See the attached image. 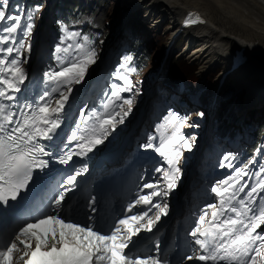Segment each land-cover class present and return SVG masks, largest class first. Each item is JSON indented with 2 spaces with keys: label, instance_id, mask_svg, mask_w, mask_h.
I'll use <instances>...</instances> for the list:
<instances>
[{
  "label": "rangeland",
  "instance_id": "obj_1",
  "mask_svg": "<svg viewBox=\"0 0 264 264\" xmlns=\"http://www.w3.org/2000/svg\"><path fill=\"white\" fill-rule=\"evenodd\" d=\"M103 1H106L107 3L106 5L107 21L105 20L107 30L105 31L103 40H101L99 43V48H98L99 56L97 61L87 69L84 78L81 80L83 81L86 77L95 78V82L90 88V92L94 96L91 97L90 101L91 102L95 101L96 100L95 97L98 93H100V96L111 97L112 100L114 97H116V99L118 98L119 95L118 86H123L124 83L120 79L114 78L113 79L114 83L110 87L106 88V86L109 84L112 76L116 72V68H117L116 66L118 64L119 58L122 57L123 53L130 46V43L133 44V42L141 40L144 47L147 48L150 53L148 56V62L147 64H144L140 73L138 75L131 76V83H130L132 85L131 95L125 96L123 98L122 104H118L117 108L110 107L109 105V103H111L110 100L105 98L106 100H104V110L107 113L108 118L109 119L112 118V120H110L109 123H105L104 125V130L107 131V134L109 135L105 137L104 145H111L113 144V142H115V140H120L121 137L124 135L126 129L128 128V125L131 123L132 119L135 118L138 107L143 103L146 88L149 86L150 81L154 79L153 75L155 74V72L157 74L158 73L157 70H159L160 72L155 77V81L153 85L154 88L153 90H151V93L153 95L143 106L144 108L143 113L145 115V118L143 121L140 119L142 122L140 121L138 132L133 138L132 141L133 147L137 145H141L143 142L148 140L153 141V143L160 146L161 147L160 154L163 157H169L172 159L173 168L179 169L177 173L182 172L183 184H187L188 181L190 182L194 176L201 174L208 175L209 177H211L209 182H211L213 186H215L219 182L228 180L229 177L231 176L229 174L230 173L229 167L226 165L230 164L231 160L230 159L224 160V158L223 159L221 158L220 163L215 165L210 162L209 156H205L206 155L205 153L202 154L201 159L206 160L208 163L206 170H203L204 162L201 161L200 159L201 161L200 166L199 168L195 169V172H193V174L195 173L194 176L189 179L187 178L190 171H193L191 169V165L194 163L196 159V151L200 145V141L202 139V133L204 131L203 129L205 128L206 122L205 120L200 121L201 117H197V116H195L196 118L193 117V115H198L199 113L198 114L197 112L192 113L194 109L191 105V101L188 100V97L185 94L178 93L177 94L178 97L175 99V101L170 102V105H174V106L176 105L177 108H179L184 115V122L180 124V130L183 132V134H181L179 127L176 126L178 120L177 113H173L172 115L176 117L175 120L172 121L170 120L171 122H163L161 120V116L157 115V113L153 114L152 105H151L152 99L155 100L157 98V94L155 91L156 85L161 83L162 80L167 75L165 74L167 73V61L170 60L171 53L173 52L174 49H175V53L173 57L175 59L183 63L185 62L187 63V65L195 66L194 76L200 80V83H203L201 80L204 79L206 80L207 77L211 76L212 73H215L216 70L219 71V74L216 76V78L217 77L219 78L222 73L223 74L225 73L226 67L215 66L213 61L209 59L207 60L196 59V55L199 52L198 51L199 47L198 46L195 47L196 41L194 42L188 40L187 37H185V34H178L175 37L170 36L171 31L175 30L174 19H171L172 17H162L157 14L152 15L150 13V10H148L147 5H145L146 6L145 9V7L142 8L141 5L143 4H141L136 11L137 13L140 11L141 14L139 13L138 14L141 17V22L144 25H146V30L148 32L141 34H138L136 32L133 36V39H130V33H124L123 30L124 26L125 27L128 26L127 24L128 21L126 22L122 21V16L126 13V11L123 12L120 11L119 13L118 5L124 6L125 10L126 9L130 10L132 9V7L134 8V4H135L134 0H103ZM24 3H25L24 0H9L10 7L8 8V11L11 12L12 14H16V13L31 14V10L29 6L27 7V9H25ZM43 3L44 5L40 7L38 11H33V13L35 14V18H34V26L33 28H31V31L30 32L18 31L17 33L13 34L12 38L9 39L7 42V48H12L13 49L12 52H15L16 50L17 51L20 50L19 56L21 60L17 61V67L20 70H22V73H18L14 71L13 73L16 75H22L32 67L36 72L37 77H39L40 84H42L43 86L42 96L50 100L51 103H54L56 99L61 96V93L64 94L72 85L63 82L57 83L55 81H49L48 78L44 75L46 71L45 69L46 65L47 64L52 65V63L50 62L49 45L51 44L52 40L55 39V37L49 35V33L51 29V20L56 11L57 2L56 0H43ZM34 9L35 8L33 7V10ZM140 9H143L144 11ZM146 13L148 15H146ZM132 14L127 13L125 16L127 15L131 16ZM146 18H147V22L145 21ZM161 19H165V20L159 24V21ZM190 33L193 32H189V34ZM2 35L6 36L8 34L3 33ZM158 36L163 37L162 39L163 41L161 42L162 47L160 48V50H157L158 46L156 44V41L158 40ZM170 37H174L173 40ZM187 42L188 45L192 47L193 50V53L191 54L192 58L189 60H187L185 56V53L188 51ZM239 43H240L239 41L230 38L229 40H224L223 50L233 53L237 57L239 56L245 61L246 58L242 57L240 52L241 50L240 48L243 46H241ZM162 58L164 59L163 61L161 60ZM262 59L264 60V57ZM262 59L259 55L257 56V58H255L254 53L252 52L251 58L247 60L248 63L247 70L253 74L264 75V64L261 61ZM160 62L162 64L161 66H158V64L160 65ZM162 66L164 68H162ZM233 71H235V69H233ZM230 74H231L230 79L226 83L227 85L225 84L226 87L220 94L225 93L226 90H228L227 89L228 87H234L237 94L242 96L241 97L242 104L239 108H237V106L235 107L236 112L244 115L245 119L246 117L250 118L251 116L250 112L252 111H256L263 114L264 103L254 102V100L250 97V95L247 94L248 88H246L244 85L245 81L243 77L238 78L234 74V72ZM156 78H158L157 79L158 82L156 81ZM217 81L218 79H216L215 83H217ZM178 82H179V88H181V84H180L181 82L180 81ZM253 83H251L253 87L254 86L258 87L256 84ZM215 85L211 87L209 93L212 92ZM54 87L58 88L59 91L52 92V88ZM260 90L264 91L263 88ZM45 93H47V95H45ZM113 93H115V95H113ZM161 96L167 97V92H163ZM218 98L219 96H217V100L215 101L217 109L212 113L214 117L217 115V111L219 110L220 107V102L218 101ZM245 99H247V108H243V101ZM125 100H130L131 103L130 104L125 103ZM181 100L185 101L186 106H184L183 108L179 107V101ZM206 100L207 101L209 100V95L206 96ZM107 101H109V103ZM93 108L94 106H92L89 109V111ZM87 109H88V103L85 102L83 104V107L81 108V112H85ZM245 119L243 122L241 121L239 122L237 134L233 139L220 141L219 144L223 146L224 151L227 152L233 149L237 152L240 151L246 143L245 133H249V132L252 133L255 131L254 125L246 124L247 122L245 121ZM214 126H215V122L213 121L211 123L209 132L207 133L206 136L207 144L205 145V148H209L207 149V152L209 153L210 150L212 149L211 147H209L208 141L209 139L210 140L213 139ZM170 137H172L175 141L170 142L169 140ZM181 137H183V139H180ZM250 164L251 163H249V165ZM81 167L83 169H85L86 167L90 168L89 164L86 165L83 164ZM200 170H203V172H201ZM82 174H85V172H82ZM157 178H159V175H157ZM236 179H239L240 185L249 186L248 188L245 189V192L249 191L250 188L253 186L249 184L248 177L243 176V177H238ZM236 179L230 180L229 183L236 185ZM66 184L67 182L65 180L59 183V188L57 189V192L51 198V203L53 206L57 207L55 200L59 198V193L61 192L64 193V200L62 201V204H67L69 208L73 206L72 205L73 199L71 198L70 193L72 194L75 193L72 191V188L69 191L68 190L69 187ZM161 187H163L162 184ZM236 189H238V186H236ZM158 192L160 193V207L152 215L151 226L153 227H155L160 221L166 219L170 215L173 207L171 203L173 201L172 196L178 195L180 190H179V186H177L174 190L160 188ZM259 192L260 191L258 189V193ZM188 194L189 193L185 194V197L187 196L188 198L189 197ZM256 195L257 194H254L253 197ZM199 201L201 206L200 208L206 210L207 212L211 210V208L206 207L208 204H216V199H214L213 197L199 198ZM259 204H260V208L264 207V202H259ZM161 208L164 209V212L160 211ZM56 214L65 217V214L64 213L62 214L61 210L56 212ZM158 216L159 219H157ZM22 227L24 226H20L16 229V231L19 232L18 235H20V237H23L20 233V229ZM13 236L14 233L11 232L9 235L10 238L7 247L10 246V242L14 240ZM23 239L27 241V237H23ZM50 239L51 237L49 238V240ZM32 242H30V244H32ZM21 250H22V245H21ZM263 262L264 261H260V263Z\"/></svg>",
  "mask_w": 264,
  "mask_h": 264
},
{
  "label": "snow or ice",
  "instance_id": "obj_2",
  "mask_svg": "<svg viewBox=\"0 0 264 264\" xmlns=\"http://www.w3.org/2000/svg\"><path fill=\"white\" fill-rule=\"evenodd\" d=\"M9 0H0V34L7 33L8 35H0V42L7 43L12 35L18 31H31L32 20L31 14L16 13L12 14L8 11ZM39 6L33 11H38ZM203 22L197 17L196 19H189L187 23ZM79 35V34H72ZM85 41L87 37L83 38ZM83 44H77L78 49L83 48ZM71 47V46H69ZM6 51L11 53L12 48H7ZM57 51H60L58 48ZM64 51H68L65 48ZM95 52L90 51L88 56L83 60L76 59L69 61L66 65L61 66L60 70L53 69L45 71L44 75L49 81L57 83L63 82L71 84L73 82L79 83L85 76L87 71V63H94ZM131 59V58H129ZM86 61V63H85ZM4 63V61H0ZM15 61L12 64L15 65ZM124 67V65H121ZM22 73L18 68L9 69ZM135 71V69H132ZM121 79L127 81L126 76H121ZM22 82V75L19 77ZM0 84H6L9 88L19 92L20 88L8 80L0 79ZM131 84L129 82L130 90ZM59 91L58 88H52V92ZM47 95V93H45ZM115 95V93H113ZM63 97V94L61 93ZM0 97H6L11 100V96H7L5 91L0 90ZM44 97L42 96L41 99ZM68 97H63L66 101ZM58 108L52 109L53 113L59 112L63 108V103L57 102ZM125 103L130 104V100H125ZM13 113H4V106L0 105V201L5 204L8 203V195L10 193L11 200L17 198V193L26 182L31 179V171L34 166L46 167L48 161L38 160L39 155H50L44 148L31 145V142L37 138L42 137L46 140H52L56 129L60 127L57 119H51L48 111V105L44 104L39 107L37 111H33L31 117H25L24 121L13 120ZM175 120L176 117L172 116ZM16 123V127L8 128V125ZM40 123L47 127H40ZM72 139H77L73 134ZM81 140L84 137L80 138ZM180 139H183L181 137ZM97 140L95 143H100ZM95 143H89L87 150L91 151ZM31 145V146H30ZM84 148V144L79 145ZM146 148L154 147L151 143L145 145ZM157 152L161 151L160 147H156ZM259 151V149L257 150ZM81 155L83 153H76ZM163 154V153H162ZM72 158V153L67 154V158L61 157L60 163H68ZM227 159V157H225ZM255 161H250L254 163ZM168 164L172 165L173 161L168 160ZM223 166V165H222ZM228 167L233 165L228 164ZM179 171V169H176ZM235 173H242L244 176L248 175L246 171L241 168H234ZM261 171L264 172V165L261 166ZM76 175L69 174L67 176V183L73 185L76 182ZM165 173V177H168ZM259 175V173H254ZM233 177L228 180L217 183L211 188V192L217 197H220V205L208 204L206 207L211 208V219L208 221L209 227L203 228L202 224L205 222L208 215L204 210L203 214L199 215L198 221L190 231V235L194 237V243L199 245L202 254L198 256H188L187 259H196L199 261H211L213 264H220V262H227V264H259V261H264V207L257 209L255 206L258 202L253 200V195L264 192V179H261L255 186H252L246 192L248 198L246 200L236 195V186L239 192H245L248 185H240L239 179H236V185L229 183ZM169 188L174 186V183H169ZM144 187L153 189L154 185L145 184ZM71 190L70 188L68 189ZM153 195L158 193L153 192ZM64 200V193H59V198L55 200L58 207L62 208V201ZM145 204L151 203L150 197H141ZM237 201L238 207L232 204ZM140 201H137L139 203ZM129 211H132L130 206ZM164 212V209H160ZM227 213H233L234 216H229ZM223 217V219H221ZM143 217L133 215L126 219H120V225H127V239H121V230L119 226L113 225V229L108 232H101L99 229L88 224H80L66 218L62 215L53 212L46 214L43 217H38L33 223H28L20 229L22 236L27 237V241L21 240L17 236L15 241L10 242V246L0 251V260L12 253L13 249L23 246L25 249L24 255H28L27 249L30 248V241L35 240V251L31 252L30 258L26 264H159V261L153 259L150 255L143 256L142 254H131V248L135 242V238L141 232L140 227L133 229V224L139 223ZM159 219V216L157 217ZM152 222L149 221L145 230L151 231ZM36 229H41L37 231ZM258 229L260 231H258ZM57 235L59 240H56ZM51 237L52 243L49 245L48 241ZM202 237L203 239H201ZM119 241V242H117ZM59 243L61 247L57 248ZM42 248H47V251H42ZM254 253V254H252ZM23 257H20L22 259ZM10 259V257H9Z\"/></svg>",
  "mask_w": 264,
  "mask_h": 264
},
{
  "label": "trees",
  "instance_id": "obj_3",
  "mask_svg": "<svg viewBox=\"0 0 264 264\" xmlns=\"http://www.w3.org/2000/svg\"><path fill=\"white\" fill-rule=\"evenodd\" d=\"M24 2L25 9H27L29 6L31 10V15L33 18L30 23L33 26L35 18L33 7L35 9L37 6H39V8L42 7L44 5L43 0H24ZM56 2L57 7L51 20V30L57 34L56 41L53 46V54L57 60V70H60L61 66L66 65L71 60H83L84 57L88 56L90 51L95 52L94 60L96 62L99 56V43L101 40H103L105 31L107 30L105 24V20L107 21L106 1L56 0ZM120 11H125V7L118 5V12L120 13ZM136 32L138 34L148 32L145 25L141 22V17L137 11L134 12L130 17L128 26L124 30V33H130V39H133V36ZM84 37H87L88 40L85 41L83 39ZM162 39V36H158V40L156 41L158 46L157 50H160L162 47ZM77 44H83L84 46L82 49H78L76 47ZM58 48L60 51H57ZM65 48H68V51H64ZM187 49L188 51L185 53V56L187 60H189L192 58L191 54L193 53V50L190 46H188ZM174 53L175 49L171 53L170 60L167 61V73H165L167 74L166 77L155 87L157 98L155 100L152 99L151 101L153 113L156 110L158 112L164 110L166 103L165 101L168 99L171 101L174 100L178 93H183L188 98H191L193 100L192 104L194 107L203 108L207 101L206 96L210 94L209 92L211 87L216 84L215 79L219 74L218 70H216L215 73H212L211 76H208L206 80H201L203 83H200V80L194 76L195 66L187 65L185 62L183 63L178 61L173 57ZM149 54V50L145 48L141 40H139L133 42V44L130 43V46L123 53L122 57L119 58L118 64L116 66V72L113 75L115 77L112 76L107 86L109 87L114 83V78L120 79L124 83L123 86H118L120 95L118 96V99L113 100L114 104L116 102L121 104L124 96L131 95V88L130 90L125 89L129 88L131 76L138 75L144 64H147ZM94 63H87V68ZM121 65H124V67H121ZM132 69H135V71H132ZM121 76H126L128 80L125 81L121 79ZM178 81L181 82V88H179ZM227 89L228 90H226L225 93L220 94L218 98L220 107L217 111V116L215 119V141L212 143L213 145H215V143L219 140L232 139L238 131L240 118H238L239 115L238 112L235 111V107L237 106V108H239L241 106L242 96L237 94L234 87H228ZM163 92H167V97L161 96ZM184 102L185 101H181V103ZM246 102L247 100L245 99L243 101V107L246 105ZM250 115V118L246 117L245 121L247 122L246 124L254 125L255 131L252 133H245L246 143L240 150L241 153H230L231 156H235L233 167H230V169L233 177L235 178L243 174L235 173L234 168H241L246 172L248 171L249 173V167L247 166L246 161H250L255 157L256 153H258L257 167L253 172V176H255V178L253 181H251V185H253L261 179H264V172L261 171V166L264 165V113L261 114L256 111H252L250 112ZM217 149L218 147L216 146L213 148L215 157H217L218 154ZM258 149L259 151H257ZM254 173H259V175H254ZM261 197L264 199V193Z\"/></svg>",
  "mask_w": 264,
  "mask_h": 264
},
{
  "label": "bare ground",
  "instance_id": "obj_4",
  "mask_svg": "<svg viewBox=\"0 0 264 264\" xmlns=\"http://www.w3.org/2000/svg\"><path fill=\"white\" fill-rule=\"evenodd\" d=\"M134 3L136 4H134V8H139V6L143 4L141 5L142 8L145 7L146 9L145 5H147L148 10H150L152 15L157 14L162 17H172L171 19H174L175 30L171 31L170 36L175 37L178 34H185V37H187L188 40L196 41L195 47H199L196 59H209L213 61L215 66L226 67L225 73L222 74V76L220 75L219 78H216L218 81L210 93L211 95L209 94V100L206 101L205 107H194L192 104L193 100L188 98L194 109L192 113H199V117H201L200 120L208 119L210 124L213 121L215 122L217 115L215 117L212 115L213 111L217 109L215 101L217 100V96H219L226 87V83L231 76L230 73L233 72L238 78L243 77L245 81L244 85L248 88L247 94L250 95L254 102L264 103V91L260 90L262 88L264 89V75L253 74L247 70V60L251 58L252 52L254 53L255 58H257L258 55L261 59L264 57V0H134ZM140 10L144 11L143 9ZM127 13L122 16L123 22H129L130 15L125 16ZM138 13L141 14L140 11ZM197 17L203 22L187 23L189 19H196ZM164 20L165 19H161L159 22L161 23ZM145 21L147 22V18ZM125 28L126 27L124 26L123 30H125ZM189 32L193 33L189 34ZM174 37L170 38L173 40ZM229 38L239 41V44L245 47L240 48L241 56L246 58L245 61L241 57H237L235 54L223 50V41L229 40ZM187 46H189L188 42ZM6 49L7 43L0 42V61H4V63H0V79L12 82L20 88V91L25 90L27 94H29L30 91L32 92L37 89L38 77L35 76L36 72L32 67L22 74V82L19 79L21 75H15L13 71H9V69H14L12 64L13 55L8 53ZM161 60L163 61L164 59L162 58ZM261 61L264 64V60L262 59ZM161 64L162 63L160 62V65L158 64V66H161ZM162 68L164 67L162 66ZM233 69H235V71H233ZM157 71L158 73L160 72L159 70ZM157 79L158 78H156V81ZM94 82L95 78L86 77L83 81H80V83L75 82L72 84V86L63 94V97H68L66 101L63 100L62 96L57 98L54 103H51L50 100L45 98L43 105L47 104L48 111H51L52 109L59 107V104L57 103L59 101L60 103H63V108L59 111L60 113H62L64 109L69 108L73 111H67L68 114H71L68 119L71 121L79 120L81 119V114L75 109V106L78 107L79 105H82V102L80 103L78 94L82 90L88 92ZM251 83L256 84L258 87H253ZM126 87L128 88L127 85ZM0 90L5 91L6 95L12 93L17 95L20 92L9 88L6 84H0ZM16 95L13 96L14 99L16 98ZM30 95L35 98L33 93H30ZM2 98L5 101H11L6 97ZM243 108H247V102ZM49 114L52 119L53 115L51 113ZM238 115L240 121L243 122L245 116L240 113H238ZM87 119L88 118H86V120ZM93 139V136H89L85 138V142L82 141V144H84L85 147L82 148L81 153L83 154L81 155L83 158L85 157V159L89 157L90 153V151L87 150V145L88 143H91ZM45 208L52 210L49 205H46ZM59 209L61 208L57 206L53 210L57 212ZM73 212L76 213L77 211L74 210ZM227 215L234 216L233 213H227ZM78 216L83 218V212H79ZM9 235L10 233H7L4 236L9 237ZM6 237L1 241L0 251H3L8 244L9 238ZM17 250H21V247L19 246Z\"/></svg>",
  "mask_w": 264,
  "mask_h": 264
}]
</instances>
